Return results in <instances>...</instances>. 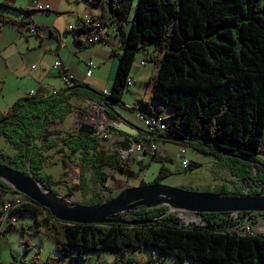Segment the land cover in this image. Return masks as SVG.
<instances>
[{
    "label": "trees",
    "instance_id": "obj_1",
    "mask_svg": "<svg viewBox=\"0 0 264 264\" xmlns=\"http://www.w3.org/2000/svg\"><path fill=\"white\" fill-rule=\"evenodd\" d=\"M83 1L102 7L98 24L102 28L109 24L114 26L122 47L110 91L99 93L100 101L107 107L120 102L128 88L135 56L143 52L146 59L150 56L147 46L153 44L162 55L153 61L157 71L147 82L152 86L149 99L139 100L130 110L153 115L160 114L165 108L171 109V115L165 118L163 135L181 139L182 143L176 145L219 161L239 184L246 180L248 186L255 177L264 187V163L258 159L264 138V0ZM16 11L24 15L20 25L34 26L29 16L31 10ZM94 27L91 21L78 19L72 31L74 42L81 47L89 46L86 41ZM105 42L101 35L97 43ZM146 60L151 61L149 57ZM81 86L89 87L79 82L72 87ZM71 95L93 96L84 89L72 90L71 87L54 96H45L42 92L17 100L6 114L1 115L0 138L13 147L15 154L0 153V163L19 171L27 167L33 179L51 189L61 181L42 172L50 164L49 152L59 155L58 162L64 169L67 160L79 155L85 170L80 183L69 189L65 196H72L74 190L85 195L84 173L88 168L92 170L93 183L100 191L107 192L106 170L128 178L135 173L129 169L126 160L103 149L100 144L103 139L98 135L78 132L62 135L60 131L50 129L54 122H62L74 112L84 121H100L96 112L70 104ZM151 103L159 107L153 110ZM114 131L107 128L108 133ZM149 141L158 142L156 137ZM147 156L162 165L152 182L142 181L139 186L161 183L171 175L159 157ZM199 166L190 163V168ZM63 175L65 177L67 173ZM242 188L243 184L232 192L224 188L213 192L240 196L244 194ZM0 192L1 195L18 194L2 181ZM99 193L93 192L92 205L101 202ZM255 193L252 190L249 194ZM167 211V207L139 208L127 220L148 222L164 216ZM18 212L33 215L36 225L42 226L44 234L55 240L59 254L55 264H62L72 249L78 250L77 259L81 260H84L81 254L85 251L121 252L110 264H125L124 254L143 249L174 258L179 264L186 260L191 264H264V234L235 231L241 226L243 217H250L251 224L255 225L256 216L264 213H239L237 217L231 213H204L198 215L199 222L176 227L177 218L173 214L156 222L133 226L63 223L54 220L45 209L27 198ZM23 264L36 262L32 259ZM69 264L76 262L73 259Z\"/></svg>",
    "mask_w": 264,
    "mask_h": 264
},
{
    "label": "crops",
    "instance_id": "obj_2",
    "mask_svg": "<svg viewBox=\"0 0 264 264\" xmlns=\"http://www.w3.org/2000/svg\"><path fill=\"white\" fill-rule=\"evenodd\" d=\"M0 4L12 7L6 8L0 5V116L6 114L10 107L21 98L33 96L42 92L45 96H54L58 93H62L66 88L61 83L58 74L52 69L53 64L57 61L65 66L68 74L72 75L77 82L85 83L99 93H108L110 91L118 63V55L122 49L114 26L109 24L104 27L103 38L106 40L105 43H97L86 47H81L74 42V36L69 29H74L76 27L78 19L91 21L94 25L98 24L101 20L102 12V7L100 5L91 6L83 0H0ZM36 4L43 6L48 5L50 10H36L34 9ZM16 9H27L32 11L31 20L37 27L36 35H29L26 27L20 25L21 18ZM147 52L150 53L148 57L151 61L159 59L162 55L160 51L152 55L150 51L147 50ZM148 57L146 59H148ZM146 59L144 58V60L148 62L149 60ZM89 60L94 63V68L92 69L91 76L86 77L87 62ZM156 71L157 65L154 64V66L148 67L145 64L141 65V61H139L130 74L132 84L128 86V89L121 97L120 102H122L123 105H117L119 108L117 110L121 115L136 125H139L136 113L130 110V107L136 105L139 100L149 99L152 86L151 84H144L156 73ZM31 92H34V94H30ZM125 93H127V97H124ZM91 101L104 105L96 95L69 96L70 104L76 108L86 109L87 111L90 110ZM126 107L129 109H126ZM150 107L155 110L159 105L151 103ZM95 111H98V109L96 108ZM171 113V109L165 108L160 114L164 118H168ZM74 114L75 116L77 115L74 112L66 116L62 122L58 121L60 123V128L57 129V131H60L62 135L76 132L80 124H95L97 122L93 119H88V121L80 120L81 118L79 119L77 115V122L75 123V117L73 118ZM70 123H72L73 126L72 130L68 131ZM142 137L143 132L141 131L139 134L133 136L132 139L133 141H138L141 140ZM123 138L124 135L121 133L115 131L110 132L109 137L101 141L100 144L108 154L116 153L121 158L117 143L123 140ZM169 145L176 146L174 153L169 151ZM157 147L158 152L156 156L163 162H166L165 160L172 161V157H175L177 149L180 146L170 142L158 141ZM197 153L198 152H196V154ZM49 154L51 156L50 164H48L42 172L51 176L54 180H60L62 177H58L64 176L63 173L68 172V167H70L72 163L74 164L75 160L76 164L80 161L79 155H75L70 160H67V168L64 169L61 163L58 162L59 155L52 151L49 152ZM198 154L202 155L200 153ZM184 155L183 158L188 160L189 163L200 164V162H194L195 160L192 161ZM147 158L151 159L147 155H141L140 159H138L140 161L138 166H141L142 161H145ZM194 159L198 161L197 158ZM79 163L77 164V168L81 169L82 167ZM215 163L224 170L226 169L219 161L215 160ZM163 165L165 166V164ZM52 167L59 168L54 173H47V170ZM84 170L85 165H83V171ZM139 170H141V167ZM87 172L89 176L92 177V170L90 168L85 171L84 177H86ZM228 183L233 185L235 183L236 186H239L238 180L230 175L227 177L226 183H221L219 189L224 188L232 192L233 190L228 187ZM241 184H243V182H241ZM219 189L215 188L213 190L216 191ZM15 195V193H7L0 196V235H2L4 228L9 236L11 232L17 233L18 228L22 235L25 229L31 227V221L25 225L19 224L18 227L15 225L17 220L13 225H9L3 220L1 212L2 201L11 200L16 197ZM1 238L0 236V239ZM20 241L22 243L23 237ZM12 255L11 257L13 260L11 264H17L18 258L16 257L18 256ZM23 259L24 257L19 256L21 264L26 263Z\"/></svg>",
    "mask_w": 264,
    "mask_h": 264
},
{
    "label": "rangeland",
    "instance_id": "obj_3",
    "mask_svg": "<svg viewBox=\"0 0 264 264\" xmlns=\"http://www.w3.org/2000/svg\"><path fill=\"white\" fill-rule=\"evenodd\" d=\"M147 50L150 51L152 54H156L158 51L156 50L155 46L153 44L147 46ZM144 54L143 52L137 53L135 56L133 66L131 68L130 74L134 70V67H136L137 63L139 61L144 62V64L148 67L154 66L155 62L153 61H145L144 60ZM156 65V64H155ZM148 82V81H147ZM145 83L144 85L148 84ZM128 88L124 90L126 92ZM127 93L124 94V97ZM129 106V105H128ZM75 117V118H74ZM75 119L74 122H77V115L73 116ZM80 119V118H79ZM82 120V119H80ZM88 121V120H87ZM68 126V125H67ZM71 126V127H70ZM73 124H69L68 131L72 130ZM139 126V125H138ZM60 128V123L58 121L53 123L50 126L51 130H57ZM169 151L171 153L175 152L176 146L175 145H169ZM185 151V157L190 158L194 162H200V166L198 168H190L188 171H183L181 168V160L177 157H172V161L170 162H163L165 164V167L169 170V172H172L170 176L166 177L162 180V184L171 186V187H177V188H183L188 190H193L197 192H212L215 191L213 189L220 188L221 183H226L227 177H229V173L227 169H223L222 167H219L217 163H215V160L209 156L206 155H199L198 153L194 152L192 149L184 147ZM0 153H6L9 156H13L15 154V150L13 147L3 138H0ZM258 159L264 163V138L261 145V150L258 155ZM129 159L126 160V164L131 169L135 175L131 178H128L126 176H121L118 173L111 172L110 170H106L105 173L108 176L109 180L107 182V187L109 191L104 192L100 191V188L96 186L93 183L92 177L89 176V173H86V191L85 195H82L79 190H74L73 195L70 197L64 196L69 189H72L74 186L78 185L79 179L77 178L78 172L80 168H77L76 160L74 164L72 163L70 167H68L67 176H59L58 178H61V184L58 186H53L51 189H49L52 192L57 193L61 197L64 198H72L73 201L77 204L81 202H86L87 204H91L93 201V192H100L99 198L101 202H105L113 197H115L121 190L127 188V187H133V186H139L140 182L144 183H150L153 181V179L157 176L158 171L161 167V164L151 161V159L147 158L145 161H142L141 166H138L140 161L135 156L128 157ZM197 158L198 161H196ZM125 161V160H124ZM145 163V164H143ZM80 164V163H79ZM141 167V170L139 168ZM218 167V168H217ZM59 168V167H58ZM58 168L52 167L47 170V173H54L58 170ZM22 172L28 174L30 177L31 174L29 173V170L27 167L22 168ZM252 176L254 177L255 171L252 170ZM64 177V178H63ZM216 180V181H215ZM215 185V186H214ZM241 186V184H239ZM228 187L231 190H234L236 187L233 184L228 183ZM262 188L264 191V187L260 185V183L257 182V180L252 178L248 186H245L244 190H250V188ZM244 188V186H243ZM242 188V189H243ZM260 191V192H262ZM249 194V193H248ZM20 195V194H19ZM17 196V195H15ZM92 205V204H91ZM177 219H179L180 224H188L190 222H199L200 218L195 215H184L178 217L175 216ZM257 224L252 225L251 224V218L250 217H243L241 219L242 224H247L250 226L252 231L257 234L259 233L258 226H261L260 229H264V215L256 216ZM31 221V227L25 229V231L22 233L19 232V224L25 225L26 223H29ZM18 226V232H11L8 236V233H5V228L2 231V235H0L2 238L0 239V264H11L12 262V254L14 256H18L17 264H21V261L19 260V256L24 257L23 260L26 262L34 261L36 264H55L59 258V254L56 250V242L51 237H48L43 232L42 226H37L34 220V216L30 213H19L17 222L15 224ZM260 234H264V231ZM5 237V238H4ZM23 237V241L21 243V238ZM21 243V244H20ZM28 244V247L27 245ZM28 249V252L26 250ZM121 255V252L114 251V252H95V251H85L82 252L81 256L84 258V260H81L78 258V250L72 249L70 250L68 257L65 258L62 261V264H69L74 259V262L76 264H110L116 257H119ZM124 260L125 264H134V262H146L150 261L149 263L152 264H179L174 258L171 257H163L159 255L156 252H151L147 249H143L141 251H138L133 254H124ZM71 258H73L71 260ZM184 264H191L190 260H186Z\"/></svg>",
    "mask_w": 264,
    "mask_h": 264
},
{
    "label": "water",
    "instance_id": "obj_4",
    "mask_svg": "<svg viewBox=\"0 0 264 264\" xmlns=\"http://www.w3.org/2000/svg\"><path fill=\"white\" fill-rule=\"evenodd\" d=\"M74 89H84L98 95L99 92L91 87H71ZM122 106V102H116L107 107L98 102L91 101L89 111H94L100 117V121L95 124L83 123L78 126L76 132L89 136L97 135V126L101 123L111 127L115 132L124 135L123 140L117 143V147L122 154L128 153L133 145L132 137L139 134L141 128L127 120L117 110L116 104ZM98 111H95V109ZM158 141L170 142L173 144L182 143L181 139L168 137L166 135L157 136ZM145 156V154H143ZM78 172L79 179L83 171V164ZM249 163L255 164L254 161ZM0 181L10 186L18 194L26 197L39 207L45 209L56 221L81 225H142L156 222L168 214L177 215H201L214 213H264V191L255 194L244 193L240 196H223L214 192H197L193 190L171 187L162 183H152L142 186L127 187L121 190L115 197L93 205H80L72 198H64L55 192L50 191L42 183L36 181L28 174L13 169L6 164L0 163ZM246 186V180H242ZM78 183V184H79ZM167 207L168 211L164 216L152 221H129L127 218L139 208L146 210ZM174 225L179 227V219Z\"/></svg>",
    "mask_w": 264,
    "mask_h": 264
},
{
    "label": "built area",
    "instance_id": "obj_5",
    "mask_svg": "<svg viewBox=\"0 0 264 264\" xmlns=\"http://www.w3.org/2000/svg\"><path fill=\"white\" fill-rule=\"evenodd\" d=\"M34 9L39 10V11H48L50 10L48 5H35ZM30 18H32V13L29 15ZM24 17L23 14H20V18L22 19ZM34 25V24H33ZM27 32L29 35H36L37 34V29L36 26H31L27 28ZM71 31H73V28H69ZM103 29L99 24H96L94 29L91 32V35L87 39V43L90 44H95L99 41L101 35H103ZM141 65H144V62H141ZM94 68V63L89 60L87 62V71H86V77H90L92 73V69ZM53 71H55L61 83L65 88L72 87L75 83H77L76 79L68 74L66 71L65 66L57 61L53 64L52 66ZM132 84V81L128 79L127 85L130 86ZM30 94H34V92H31ZM107 94V93H104ZM118 103L116 104V106ZM126 109H129L126 107ZM136 113V118L139 123V127L141 128L143 132V137L141 138L140 141H133V145L131 150L126 153L121 155L122 160H127L129 159L128 157L135 156L136 158L140 159L141 155L149 154V155H156L158 152V147L157 143L154 141H149L150 138L152 137H157L160 135H163V131L166 129V120L165 118L160 115V114H153V115H147L142 112H139L138 110H134ZM108 126L105 124H99L97 126V135L99 138L105 140L109 137V133L107 132ZM184 155V148L179 147L177 149V152L175 154V157L181 160V168L183 171H188L190 169V163L188 160L183 158ZM10 187V186H9ZM243 193H247L244 191ZM1 195V192H0ZM17 196L11 200H3L1 204V212H2V218L3 220L8 223L9 225H13L17 218H18V208L26 203V197L16 194ZM231 216L237 217L236 213H231ZM199 217V216H198ZM200 218V217H199ZM261 226H258L257 228L259 229L260 234L264 231V229H260ZM236 232H240L242 234H255L252 229L250 228L249 225L244 224L241 225L239 228L235 229ZM6 233V231H5Z\"/></svg>",
    "mask_w": 264,
    "mask_h": 264
},
{
    "label": "flooded vegetation",
    "instance_id": "obj_6",
    "mask_svg": "<svg viewBox=\"0 0 264 264\" xmlns=\"http://www.w3.org/2000/svg\"><path fill=\"white\" fill-rule=\"evenodd\" d=\"M248 188H250V187H248ZM245 189V186H244V188L242 189V193L244 192V191H246L247 193H250V190L248 189V190H244ZM251 190H255L257 193L258 192H260V191H262L263 189L262 188H260V189H255V188H250Z\"/></svg>",
    "mask_w": 264,
    "mask_h": 264
}]
</instances>
